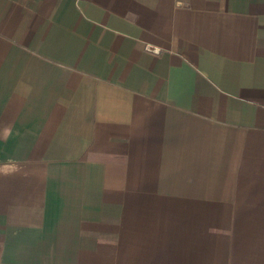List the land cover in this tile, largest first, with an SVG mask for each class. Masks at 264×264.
Instances as JSON below:
<instances>
[{
	"label": "crops",
	"instance_id": "crops-1",
	"mask_svg": "<svg viewBox=\"0 0 264 264\" xmlns=\"http://www.w3.org/2000/svg\"><path fill=\"white\" fill-rule=\"evenodd\" d=\"M0 264H264V0H0Z\"/></svg>",
	"mask_w": 264,
	"mask_h": 264
}]
</instances>
